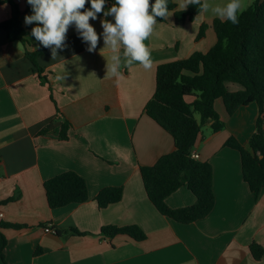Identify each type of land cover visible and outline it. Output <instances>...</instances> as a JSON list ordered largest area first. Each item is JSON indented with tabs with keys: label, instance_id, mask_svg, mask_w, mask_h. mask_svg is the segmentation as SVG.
Returning a JSON list of instances; mask_svg holds the SVG:
<instances>
[{
	"label": "crops",
	"instance_id": "obj_1",
	"mask_svg": "<svg viewBox=\"0 0 264 264\" xmlns=\"http://www.w3.org/2000/svg\"><path fill=\"white\" fill-rule=\"evenodd\" d=\"M14 1L28 50L44 52L36 57L35 68L23 45L9 42L0 29V222L24 226L1 230L6 245L0 264H264V254L254 260L249 251L253 242L264 248V186L255 198L243 180L239 153L225 146L233 138L248 149L258 114L255 104L228 115L222 99H216L221 124L216 131L212 120L201 123L195 117L199 132L192 153L210 164L213 177L214 206L205 218L181 224L161 215L148 199L139 171L175 149L173 138L144 113L155 91L157 66L193 52L206 53L216 42L211 23L218 17L198 14L175 27L170 12L144 41L153 60L145 70L138 62L124 67L129 58L123 56V47L112 53L105 45L101 20L114 19L102 13L89 21L99 36L94 51L87 50L88 42L72 24L65 47L53 60L51 49L31 34L36 25L25 24L31 6L27 0ZM173 2L177 11L184 10V0ZM208 2L224 5L229 0ZM10 16L7 0H0V23ZM202 24L208 28L196 41ZM112 55L120 57L119 83L106 72ZM233 84L225 83L228 92L243 89ZM193 100L185 98L187 103ZM65 121L71 125L68 140L60 141L57 135ZM67 171L84 179L88 199L50 209L43 183ZM113 187L122 189L121 200L98 208L97 193ZM194 202L186 186L166 198L172 209ZM131 225L145 234L143 241L100 234L105 226ZM46 227L61 234L46 233Z\"/></svg>",
	"mask_w": 264,
	"mask_h": 264
},
{
	"label": "trees",
	"instance_id": "obj_2",
	"mask_svg": "<svg viewBox=\"0 0 264 264\" xmlns=\"http://www.w3.org/2000/svg\"><path fill=\"white\" fill-rule=\"evenodd\" d=\"M7 2L11 7V16L0 23V29L5 31L9 42L16 41L23 45L25 57L37 68L36 57L44 51L28 50L25 38L27 32L21 23L18 5L14 0ZM114 3L115 0H106V11ZM151 3H155V0H150ZM167 7L169 13H173L175 27L192 21L199 14L196 5L177 11L173 0H168ZM239 20L238 25H233L214 19L211 26L216 42L206 53L193 52L185 59L158 65L155 91L144 107V113L173 138L175 149L160 157L154 165L139 168L143 186L155 209L181 224L205 218L214 206L212 168L209 163L192 158L191 154L199 132L195 114L199 115L201 123L212 120L214 131L221 127L214 110V102L218 98L222 99L228 115L243 106H257L258 114L248 149L233 138H229L225 146L239 153L243 180L255 198L264 186V0H252L242 10ZM165 21L164 18H157V22ZM207 28L206 24L200 26L196 41L204 37ZM227 82L239 84L243 89L228 92L225 87ZM186 97H193V102L187 103ZM70 127V123L65 121L57 139L68 140ZM182 186H186L195 197L194 204L176 209L168 207L166 198ZM43 188L50 209L81 204L88 199L84 179L73 171L46 180ZM121 198L122 189L113 187L101 189L94 199L98 208L102 209L119 202ZM4 228L17 230L24 226L0 222L2 260L6 245L1 232ZM69 233L83 235L76 230H70ZM55 234L60 235L61 232L55 230ZM100 234L107 238L128 236L137 242L145 239V234L134 225L105 226L101 228ZM249 251L254 260H259L264 254V248L254 242L249 245Z\"/></svg>",
	"mask_w": 264,
	"mask_h": 264
},
{
	"label": "clouds",
	"instance_id": "obj_3",
	"mask_svg": "<svg viewBox=\"0 0 264 264\" xmlns=\"http://www.w3.org/2000/svg\"><path fill=\"white\" fill-rule=\"evenodd\" d=\"M32 8V14L26 15L25 24H35L31 34L41 45L51 49L52 59L58 57V50L65 47L64 41L69 26L75 24L76 30L83 41L88 42V51L97 48L99 36L90 24L96 20L97 14L104 17L112 16L114 23L107 19L101 20L103 37L106 46L112 53H117L123 47L124 67L138 62L145 70L152 68L153 60L150 49L145 45L154 31L157 18L167 19L169 16L168 0H115V3L104 10L106 0H27ZM86 3L90 8L85 9ZM196 5L199 15L211 12L222 22L228 21L238 25L239 17L244 8L243 0H229L224 5H212L208 0H184L183 8ZM83 10V11H82ZM111 64L106 65V72L116 77V83L123 73L120 70L121 61L118 55L111 56Z\"/></svg>",
	"mask_w": 264,
	"mask_h": 264
},
{
	"label": "built area",
	"instance_id": "obj_4",
	"mask_svg": "<svg viewBox=\"0 0 264 264\" xmlns=\"http://www.w3.org/2000/svg\"><path fill=\"white\" fill-rule=\"evenodd\" d=\"M191 157L194 158V159H197V158H198V156H197L195 153H192V154H191ZM44 231H45L46 233H52V234H55V231H54L53 229H51L50 227H46V228L44 229Z\"/></svg>",
	"mask_w": 264,
	"mask_h": 264
},
{
	"label": "rangeland",
	"instance_id": "obj_5",
	"mask_svg": "<svg viewBox=\"0 0 264 264\" xmlns=\"http://www.w3.org/2000/svg\"><path fill=\"white\" fill-rule=\"evenodd\" d=\"M243 3H244V8H243V9H246V8L249 6L250 1H249V0H243ZM233 85L238 86V85H236V84H233ZM195 117H196L197 119H199V115H198V114H195Z\"/></svg>",
	"mask_w": 264,
	"mask_h": 264
}]
</instances>
